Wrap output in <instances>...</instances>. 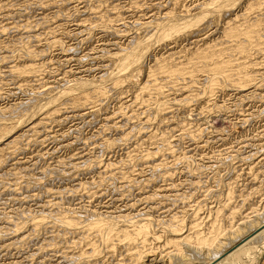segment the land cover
I'll return each mask as SVG.
<instances>
[{"label":"rangeland","instance_id":"374dc122","mask_svg":"<svg viewBox=\"0 0 264 264\" xmlns=\"http://www.w3.org/2000/svg\"><path fill=\"white\" fill-rule=\"evenodd\" d=\"M0 1L4 2L3 7H0V16H1L0 17V21H1L0 22V47L2 48V49L0 48V58H2V57L5 58L6 56L8 57L7 58L8 60L6 59L3 63L0 62V71H1L0 72V111H2L1 109H3V110L7 109L10 106L13 108V106L15 104V106H14L15 110L19 109V111H21V110L23 111V112L22 111L18 112V114L20 113L19 117L22 114L27 113L26 114L27 118L25 117L26 119L24 118L25 115L23 116V118L21 117V119H23V120L20 119V121H22L21 124H23L21 126H24V127H26V125H28V123L37 120L39 117L41 118L44 116L43 115V113H45L44 111L43 112L42 111L36 112L37 111L36 110V111H34V113H32L33 106L31 105L30 107H32V108H30L28 106V103H29V101H34L33 99L38 100V101L37 100L34 101V103H37V102L39 103V102L45 101L44 99H46V97H44V96H47V95H43V94L48 90L47 88H49V86L52 87L55 84L54 86L56 88H61L63 82H64V84L68 85L70 82H72V80H74V82H76V81L78 82V81H81L84 79L85 80L88 79L90 81L97 80L96 82H99L97 84H101L102 86L106 85L104 87H107V86L109 87L111 85V83L108 79H103L102 81H104V83L102 81H100L102 76L105 74H109V71H111V69H112V67L110 68V66H108L109 68L108 67L106 68V65L108 63L105 61L106 59L104 58L103 55H105L106 51H108L109 49L108 48L104 49L103 46L109 44V41L114 38L113 41L120 42L121 45L123 44L122 46L124 47V43H127L130 40V36L132 38V37L136 36V34L138 36V32H139V34H143L145 31H147V30L144 31V29H148L145 26H143V29L140 28L141 25L139 23H141V21L142 22L147 21L146 18L149 19L151 15H153V16L156 15L159 18H161L160 15L163 12V11H161L160 8H159L160 9L159 10L157 8V6H154V5L159 3L157 0H144L145 2L143 0H137L138 4H137V6H135L137 8H135L133 5L131 7V4L133 3L132 1H134V0H132V1H130V0H109V1H107L106 0L107 2L105 0H92L93 2L91 0H83V1L81 0L82 2L80 0L79 1L78 0H75V1L74 0H47V1L46 0H44V1H42V0H23V1L22 0H0ZM85 1H87L86 2L87 4L85 3ZM103 1H105V2H103ZM160 1H162L163 5L169 3L168 2L169 0H160ZM202 1L206 2L207 0H186V1L183 0L181 7H179L177 10V11H179L178 14L182 15V14H180L182 10L183 11L189 10V9L192 10L193 6H196L198 3H199L198 5H200L201 3H203ZM11 2H12V4H11ZM125 2H126V4H125ZM41 3L43 6L41 5ZM97 4H99V5H97ZM88 5H90V6L88 7ZM96 6H97V9L99 7V9H98L99 11L98 10L96 11L97 15H96L95 11H93V14L95 13V16H97V17H95L92 14V9L95 10ZM112 6H116L117 12L119 13V18L116 21L112 19V11L114 12V10L111 9ZM168 6H170V5L168 4ZM76 7L79 9H77ZM91 7H93V8H91ZM182 7L185 9H183ZM82 8H86L85 9L86 11ZM90 8H91V12L89 10ZM236 9H237L236 11H239L240 8H236ZM78 10H81L82 12L81 11L79 12ZM183 11H182V13H183ZM76 12H77V15H76ZM263 12H264V7L261 9L262 14H263ZM150 13H151V15H149ZM6 14H7V16H6ZM65 14H66V16H65ZM13 15H15L16 17ZM91 15H93V16H91ZM99 15L101 17H99ZM255 15H256V17H258L257 13H255V12H251V14L249 13L248 14L249 20L254 18ZM120 16H122V17H120ZM148 16H149V18H148ZM259 16H261V15H259ZM51 17H52V19H51ZM230 17L231 16H229L228 18H230ZM110 18L112 20L109 22L108 19L110 20ZM121 18H122V21H120ZM97 19H99L100 21ZM114 21L117 23H113ZM106 22H107V24L109 22V25L111 24L110 26H111V28L114 27V30L117 29L118 33L114 35L113 33L110 32L111 33L110 34L109 32L106 31V29H102L101 24L102 23L106 24ZM98 23H100V24H98ZM130 23H132V24H130ZM133 23H135V24L133 25ZM137 23H138V25H140V27L138 25H136ZM221 23H222V21H221ZM56 25H59V26L56 27ZM78 25L82 26V28L79 27ZM123 25H124V27H123ZM127 25L129 27H127ZM218 25L220 28L222 24H218ZM116 26H117V28H116ZM214 26L215 25H212V26H209L207 28L208 30H210L211 33H213L212 35L207 30H205L206 32H202L199 35L202 34L203 35L202 37H205L204 35L208 36L210 34L211 36H213L215 34L214 36H216L220 30H216L214 28ZM215 27H218V26L216 25ZM2 28H3V30H2ZM4 28H6L5 31H4ZM134 28H137V30ZM262 28L264 29V26H262ZM132 30H133V32H132ZM141 30L143 31L142 33H141ZM53 31H54V33H53ZM79 31H81V32H79ZM117 31L115 30V32H117ZM134 31H135V33H134ZM77 32H79L81 34H79ZM119 32H120V34H119ZM208 32H209V34H208ZM127 33H129V34H127ZM203 33H205V34H203ZM1 34H3V35H1ZM210 35H209V37H205V38L212 40L210 38ZM127 37L129 40L127 39ZM263 37H261L259 39L263 40L262 39ZM13 38H15V40ZM122 39H123V41H122ZM198 39H200V38H198ZM255 39L256 38H253V40H251L248 48L246 49L247 51L243 55L244 57L242 55L241 56L243 58H245L244 59V60H246L245 62L248 61V62L253 64V61H254L257 64V63H261L260 61H262L264 63V58H263L264 50L262 52V50L259 51V48H258L260 45L261 46L260 48L264 49V41L261 44V41H259V39H256L257 43L259 41L260 44L259 43L255 44V46L258 45V47L257 46L255 47V46H252V45H254ZM19 40H21V41L19 42ZM106 40L108 43L106 42ZM11 42H12V44H11ZM45 42H46V44H45ZM189 42H187V40L185 42L188 45H186V44L184 45L183 42H182L183 45L181 43H179L181 46L177 44L180 48L176 44H171L170 47L168 45V48L170 49L171 47L176 46L175 48L178 47L176 49V51H179V50L183 49L184 47L186 49L187 48H191V49L193 48L194 49L196 47L199 48L200 45L201 46L203 45L202 42H200L198 44V46L195 47L194 44H193L194 45L193 46ZM210 42H213V41H209L208 43H210ZM252 42H253V44H252ZM55 43H57V44L55 45ZM100 43L101 44L103 43L102 46ZM190 44H191V46H189ZM181 47H183V48H181ZM8 48H10V49L8 50ZM68 48H69V50H68ZM159 48L164 49V51L162 49L160 50ZM159 48L154 47L153 51H151L152 54L149 53V55L146 57V59L148 61H150V63L145 59L144 67L145 66L146 67L151 66V64H153L152 62H153V59L155 56L164 55L165 51H166L165 54L168 53V51H169V49H168V51L166 50L167 46H163V47H159ZM255 48H258V50H256ZM29 49L34 51V52L35 51L39 52L40 50L41 51L45 50V52L42 56L39 57L40 59L38 57L34 58L33 62H35V63H33V64H35L36 68L35 67L34 68L37 69V72L32 73V75L28 74L27 78L28 77L29 78L22 81V79L21 80L18 79V76L14 75L12 72H11V74H9L10 69L7 71L6 67L8 69L11 67H18L20 65L24 66L25 64H27L28 61H30L32 59L31 56L29 57V55H28L31 52V51L29 52ZM22 50H23V52H22ZM72 50H73V52H70ZM156 51H158V52H156ZM173 51H175V50H173ZM257 51H258V53H257ZM27 52H29V53H27ZM153 52L154 53L156 52V53L153 55ZM189 53L190 52L180 53L182 56L179 54L180 57L178 56V58H175V59L173 58L172 63L175 62L174 64H177L178 62L179 63L185 62L184 64H187L186 57L188 56ZM247 53H249V54H247ZM158 54H160V55H158ZM235 56L236 55L233 54L231 57H229L231 60H233V63L236 62V61L234 62V59L238 58V56H236V58H235ZM149 57H150V59H149ZM152 57H153V59H152ZM243 58H241V60H243ZM181 59H182V61H181ZM66 60H67V62H66ZM177 60H179V61H177ZM250 60H252V61H250ZM9 66H11V67H9ZM230 66H232V65H230ZM47 69H48V71H47ZM232 69H234L233 66H232ZM65 71H71V72L73 71L72 72L73 78H75L76 81H75V79L69 78L68 76H66V77H68V78H66L65 77L66 74H64ZM74 71H75V73H74ZM187 71H188V69H187ZM248 71H249V69H248ZM232 72H234V70H232ZM77 73H78V75H77ZM263 73L261 74V76L258 75L260 78H258V76H257V78H258L257 80H259V81L264 80V78H262L264 76ZM34 74L36 75V77ZM203 75H204V73H201V72L198 73L197 72V74H196L197 78L196 77L195 78L197 80L203 81V79H204ZM13 76H15V77H13ZM186 76H188V75H186ZM21 77L22 76H20V78ZM52 77L57 82H59L60 79L61 80L63 79L62 80L63 82L61 81L58 83L59 85L61 83L62 84L60 86L57 85L56 84L57 82H55L52 79ZM98 78H100L99 81H98ZM67 79H68V81H67ZM107 80L109 83L107 82ZM188 80H187V83H188ZM34 83H36V84H34ZM106 83H108V84H106ZM64 84H63V87L66 86V85L64 86ZM70 84H73V83H70ZM174 84H176V83H174ZM186 84H183L184 87H188V86H186ZM44 86L47 87L46 90H44L45 89ZM17 87L21 88V90ZM41 88L43 89L42 94H41ZM17 89H19V90H17ZM261 89H258L259 91L256 90L252 94V96L242 98L243 100L241 98H239V95L237 94V92L232 88L231 89L225 88L222 91L217 89V91H214V93H212L210 95L211 97L207 96V98L209 97L208 99L206 98L205 100L204 99L200 100V102L199 101L198 102L191 101L190 99H187L186 102L184 101L185 103H183L184 104L183 106H180L179 102L177 103V105L175 103L173 104L174 101L176 102L178 100L176 98V97H178V94H176L175 92H173L174 93L173 94L172 92H166L165 91L163 94L164 97L163 96L160 97L162 99V101L160 99V102L165 101L166 106H167V103L169 102L168 106L169 105L170 106L169 107L167 106L168 110H169V111L167 110L168 111L167 119H165L166 117L164 118V116H163L162 117L163 119L160 118L161 121L158 120L157 122L154 123V125H151L150 127H143L144 129L142 128L143 125H142L140 120L142 118H144V116L148 115L149 112H146L145 110L148 111L150 109H152V110L157 109V103L152 101V102H150V104L144 103V105H143V102H142V104H140L141 102L138 101V102H136L135 106L133 105V107L131 108V107H128L129 103H131V101L133 100V96L131 93H128V94L126 93L127 95L123 94L124 98L121 97L122 99L120 100L121 101L120 102L117 100L118 96L117 97L113 96L114 93L110 92V96H112V97H109V99L107 98V100L104 101L105 103L106 102L107 103L105 104L104 102H102V105L100 104L99 106H96L97 109L99 110L100 114L98 113L94 117L90 116L91 117V118L89 117L90 119L89 118H84V119L81 118L80 119V118H71L70 117V119L68 118L67 121L65 120V122H61V124H59V123L55 124V122H52V123L48 124L47 126H45L44 128H42V130L40 128V130H39L40 134L36 135L35 139H32L34 142L31 141L32 135L29 134L28 137H26V138H28L30 141L28 140V141H26V143H24L25 140H23L22 145H24V146L21 145L22 147L19 148L18 150H16L15 154L13 152L12 155H9V156L7 155L8 157L6 156L5 160L6 161L8 160V162H6L4 160L6 163L4 162L3 166L0 167V173H1L0 175H2V173L4 171H6L5 169H7V171L4 172L5 174H3L2 177H0V202H1L0 206H2V207H0V212H1L0 213V222H1L0 228H1V230L3 227L4 228L6 227L4 230L8 229L6 231L7 234H5V233H4L5 235H1L3 233L0 234V249H1L0 250V264H16V263L17 264L18 263L19 264H25V263L26 264H79V260L76 258H75L76 259L75 260L73 257H76V255H77L76 252L77 253L80 252V251H78L79 248H76V243L79 240L78 238L81 237L80 233L77 234V232L76 233L65 232V236H63L64 240L62 239V236L57 238L56 233H58V232L62 233L61 232L62 228H61V226H60V228H59V226L57 227V225L54 224L55 222L53 223L55 226L51 222H49V220H51L52 218L53 219L55 218V215L57 216V214H59V213L63 214L66 211L67 212L65 214H67L69 212L68 215L72 213L73 216H78L80 219H87L88 218L87 220H89L90 218L94 219L93 217H96V216H105L108 214L109 215L115 214L114 216H116V215L117 216H120V215L124 216L123 215L124 213H126L127 215L129 214V217H132V218L133 217L137 218L138 216H139V218L140 217L142 218V214H143L144 218H147V215H148V218H149V216L150 217L153 216V217H151L152 219L150 218L153 221L152 223H153L154 230L156 229V231L153 230V233L154 232L156 233L155 237L158 236V238H159V239L156 238L157 239L156 241H159V242H156L154 240L155 238L150 239L148 241V244L146 243L144 245V247L146 245L149 246L150 249L147 246L145 247V249H143V247L140 248L141 251H142V249H143V251L145 250L146 252L147 251L149 252V250H150V253L151 254L154 253V255H155V256L153 255L154 256L153 258L157 259L159 257V260L161 261L160 262L157 259L158 260L157 263L152 262L150 264H161V263L162 264H171V263L172 264H180L179 262H177L176 259L171 260L172 258L176 257L175 254H177L176 253L177 248L174 247L173 245H169V244H167V246H165L166 245L165 244V242H166L165 238L167 239V237H165V235H167V234H164V232L161 231V230H163L162 229L163 226L165 227V225H167L166 222L171 220L170 217H173L174 215H178L177 217H180L183 220L182 226L184 225V223H185V225L187 224L185 228L184 227L182 228V230L184 229L183 232L181 230L182 233H185L186 230L192 226V223H194L195 220L197 221V222L195 221L196 222L195 224L198 223L197 224L198 226L193 230H199L202 233H204L206 228H207L206 226H208V222H210L211 219L214 218L215 213H216L215 211L216 210L219 211V208L221 206H223V204L226 202L228 196H232L231 200H233L232 201V203H234L233 205L236 206V208L241 209V210L236 209V208L234 209V210L240 212L239 215L241 214V216H239V217H242L244 219L248 218V221H252L253 219L255 220L257 217L264 215V201H263L264 200V197H263L264 196V151H263L264 150V98H263L264 87ZM32 90H33V92H32ZM252 90H254V89H252ZM257 91H258V93H257ZM10 92H12L13 94ZM31 93H33V94H31ZM111 93H113V94L111 95ZM35 95H37V96H35ZM167 95H168V97H167ZM31 97H33V98L31 99ZM38 97H41V98L43 97V98L41 99ZM113 97H114V99L116 98L115 101H114ZM125 99H127V100L125 101ZM129 100H130V102H129ZM166 100H168V101H166ZM122 101H124V104L122 103ZM18 102L20 104L19 106L17 104ZM125 102H126V106L128 108H130V110L126 106H124ZM127 102H129V103H127ZM170 103H172V104H170ZM186 103H189V104H186ZM121 104H123V105H121ZM120 105L123 107H119ZM178 105H179V108H178ZM216 105H217V107H216ZM17 106H18V108H16ZM20 106H21V108H20ZM220 106H222V107H220ZM65 107L70 108L68 106H65ZM98 107H100V109L101 108L102 109L100 110ZM117 107L119 110L121 109V111H122L121 113H123V114L120 113L122 115V119H121V115L119 114V115L115 116L116 118L113 117L112 119H109L107 121V124L104 123L105 122L103 120L104 117L106 118L107 116L114 114L115 111H116V113L119 111L117 109ZM124 107H126V109ZM28 108H30V109H28ZM62 108H64V107H62ZM132 109L134 112V116H133V113L131 112ZM29 110L30 111L32 110L31 116L36 115V113H40V114L39 115L37 114L36 115L37 117L34 116V118L32 120H29V118L30 119L32 118L30 116ZM102 110H103V112H101ZM139 110H140V112H139ZM215 110H217V111H215ZM105 111H106V113H105ZM41 112H42V114H41ZM71 112H72V110H69V111L66 110L63 115H67V116L70 115L71 116V114H69ZM143 112H145L146 114H144V115L141 114ZM28 114H29V116H27ZM135 114L137 116L138 115L139 116L135 117ZM3 115L5 116V117L3 116L4 118H8V116H10L9 117V119H10L12 117V114L9 115V113H5ZM14 115H15V117H14ZM124 115H125V117L127 115L128 118L131 115V117L133 116V119L131 117L129 119L125 118V117L123 118ZM196 115H197V117H196ZM1 116L2 115H0V118H1ZM118 116H119V118H117ZM35 117H36V119H35ZM13 118H18V117L16 116V114H13L12 119ZM239 118H241V119H239ZM27 119H28V121H27ZM124 119L128 120V123H127V121H124ZM206 119H207V121H206ZM5 120H7V119H5ZM25 121H27L28 123L26 124ZM83 122H86V123H83ZM24 124H26V125H24ZM111 124L113 127L115 125H117V126L119 125L120 128L119 127L116 128V126H115V128L112 129ZM196 124H198V125L196 126ZM109 125L111 127H109ZM102 126L103 127L106 126L107 128L106 127L103 128ZM24 127H22V128H24ZM135 128L137 130L139 129L140 131L138 130L139 131L138 132ZM119 130H121V131H119ZM129 131L131 132V135H130ZM165 131H166V133H165ZM76 132H77V134H76ZM122 133H123V135H122ZM137 133H140V134H137ZM132 134H134V137ZM151 134L153 136H151ZM120 135H121V138H120ZM154 135H155V137H154ZM30 136H31V138H30ZM44 136H45V138H44ZM125 137H127V138L125 139ZM147 137H150V138H147ZM204 137H206V138H204ZM122 138H124L125 141H123ZM129 138H131V139H129ZM149 139H150V141H149ZM172 139H175V140H172ZM35 140L38 142H36ZM112 140H115V141H112ZM117 140H119V141H117ZM242 140H243V142H242ZM111 141L115 142L116 145H115V143H112ZM27 142H29V143L27 144ZM110 142H111V144H110ZM164 142H165V144H164ZM202 143H203V145H202ZM27 145H28V147H27ZM64 145H65V147H64ZM99 145H100V147H99ZM144 145H146V146H144ZM66 146H68V147H66ZM107 146H109V148ZM19 150H20V152H19ZM132 151H133V154L131 153ZM145 151H147V153L149 152L150 155H153L152 152H154V155L152 156V158H148L147 160L144 159L143 156L146 154ZM195 152H196V154H195ZM156 153H157V155H156ZM178 154H179V156H178ZM253 154H254V157H253ZM171 155H172V157H171ZM154 156H155V158L153 159ZM212 156H213V158H212ZM216 156L217 157L219 156V157L217 158ZM141 158H142V160H141ZM23 159L25 162L23 161ZM97 160H98V162H96ZM86 161H88V163ZM93 161H95L96 163ZM11 163H12V166H11ZM17 163H19V165H15ZM85 163H87V164H85ZM21 164L22 165L25 164L26 165L25 167H27L28 170H27V168H22ZM113 164H114V166H113ZM85 165H87V166L89 165V168H85V167H87ZM90 165H91V167H90ZM20 166H21V168H20ZM2 167H4V168H2ZM10 169L12 172L15 171L16 175H15V173H12L10 171ZM23 169H26V170L23 171ZM61 172H64V174ZM134 172H136V173H134ZM10 173H12V176ZM70 173H72V174H70ZM13 174L15 175L14 176L15 178L13 177ZM26 174H28V175H26ZM167 174L169 176H166ZM18 177H20V178H18ZM113 177H115V178H113ZM101 179H103V180H101ZM147 179L148 180L151 179V183L150 182L147 183L148 185L146 186L145 181H147ZM19 180H20V182H19ZM28 181H29V183H28ZM133 182H134V184H133ZM32 183H33V185H32ZM135 183L137 185L138 184L139 185L136 186ZM79 184H83L84 187L83 186L81 188L78 187ZM221 185H222V187H221ZM77 187L80 188V189H78V191L77 190L76 191H69V188H70V190L71 189L75 190ZM86 187H87V189H86ZM83 188H85L86 190ZM252 188H254V189H252ZM13 189H15V190H13ZM115 189H116V191H115ZM160 189L163 190V192ZM173 190L178 191V192L177 191L175 192V194L179 193L177 195L178 197H175L176 195H174ZM18 191H20V192H18ZM253 191H255V192H253ZM67 192L70 194H68ZM190 192H192V193H190ZM97 193L98 194L101 193V194L98 195ZM231 193H233V194H231ZM162 194H163V196L165 195V197H163ZM243 194L247 197L245 198V196ZM172 195H174V196H172ZM180 195H182L184 197L183 198H182V196L179 197ZM93 196H94V198H93ZM145 197H147V199ZM241 198H243V199H241ZM244 198H245V200H244ZM151 199H153V200H151ZM154 199H155V201H154ZM162 199L164 202L162 201ZM242 200L245 201L244 204H243ZM136 201H137V203H136ZM173 201H175V202H173ZM180 202H181V204H180ZM81 203H82V205H81ZM127 203H128L129 208L127 206ZM190 203H192V204H190ZM239 204H241L240 205L241 207L240 206L237 207V205H239ZM125 205H126L127 210H125L126 209ZM131 206H133V207H131ZM148 206L151 208H149ZM169 210H170V212H169ZM229 211H230L229 208H227L226 210H223L222 213L224 212L223 215L226 216ZM24 212L26 215L24 214ZM138 212H140V213L137 214ZM164 212H165V214H164ZM117 213L118 214L120 213V214L118 215ZM145 213L147 215H145ZM254 213H256V214H254ZM41 214H42V216H41ZM195 214H196V216H198L199 219L198 218L195 219V217H194ZM244 214H246V215H244ZM38 215L41 217H49V218H46L47 223H44L43 226H41L39 228V230L37 231L38 234H36L37 232L35 233L32 230V226H31L32 224H30V222H28V221L31 217L40 218V217H38ZM192 215H193V218H192ZM162 216H164V217H162ZM207 216L209 219L207 218ZM239 217L236 218L235 220H233L232 221L233 223L230 222L231 224L230 223L227 224L226 222H224V224H222L223 225L222 230H223V236L224 237L219 236L218 238H221V239H219L220 241L222 240L224 242L225 237L228 236L230 233H233L238 228H240V227L242 229L244 228V227H242L244 220L242 219V221L239 223L238 222L240 219ZM180 218H178V219H180ZM193 219H194V221H192ZM203 220H204V222H202ZM16 221L18 224L24 222L23 226L21 225L23 227V229H22L23 232L22 231L16 232V231L11 230V228L13 229V226L15 225ZM161 221L163 222L162 227H161V225L160 226L158 225L161 223ZM10 223H11V225H10ZM157 227L160 228L161 230H159ZM197 228H199V229H197ZM227 229H229V231ZM10 230H11V232H10ZM43 231H44V233H43ZM27 233H28V235H27ZM22 234H23V236H22ZM25 235H26V237H25ZM53 235H55V236H53ZM92 236L89 235L90 238H93ZM19 238L22 240H20ZM6 239H8V240H6ZM17 239H19V242L17 241ZM15 240L17 243H12V242H15ZM93 240H95V239H93ZM13 244H15V245H13ZM18 244H20L21 246L20 245L18 246ZM8 245H10V246L8 247ZM44 245H46V246H44ZM183 246H184V244H181V249L182 248L183 249H182L180 255H182V256L183 255H189L190 249H186V247H183ZM26 247H27V250H26ZM83 248H82L83 250H87L88 246L84 245ZM151 248L154 250L151 251L152 250ZM161 248H163V249H161ZM170 249H171V251L173 250L172 253H171ZM202 249H204V248H202ZM120 250L121 251L119 252V250H118V252H116L117 254H114V256L112 254H106V252H104L102 254L104 257L101 255L102 258L100 257V259H99L100 261L98 263L99 264H129L130 263V262H128L129 258H126L127 253H125L124 249H120ZM204 250H206V248ZM259 250L260 251H259V255H258L259 256V263L258 264H264V243L260 245ZM164 251H166V252H164ZM155 252L157 254H155ZM173 252H175V253H173ZM124 253H125V255H124ZM168 254H170V255H168ZM107 255L108 256L111 255V256L108 257ZM71 256H72V258H71ZM160 257H161V259H160ZM73 259H74V261H73ZM196 259H198V258H196ZM168 262H171V263H168ZM82 263H80V264H82ZM83 264H85V263H83Z\"/></svg>","mask_w":264,"mask_h":264},{"label":"bare ground","instance_id":"6f19581e","mask_svg":"<svg viewBox=\"0 0 264 264\" xmlns=\"http://www.w3.org/2000/svg\"><path fill=\"white\" fill-rule=\"evenodd\" d=\"M23 1V0H22ZM44 1V0H42ZM47 1V0H46ZM75 1V0H74ZM79 1V0H78ZM81 1V0H80ZM83 1V0H82ZM81 1V2H82ZM92 1V0H91ZM106 1V0H105ZM103 1V2H105ZM109 1V0H107ZM106 1V2H107ZM132 1V0H130ZM144 1V0H143ZM159 3L154 5L157 6V8L161 9V11H163L161 13V18H159L158 16H153L151 15V13L148 16L149 19L146 18L147 21H141V23H139L141 25H138V23L136 25H138L140 28L143 29V26L147 27L148 29H144L147 30L145 31L143 34H139L138 32V36L136 34V36L132 37L130 36V40L127 43H124V47L121 45L120 42L118 41H113L110 40L109 44H107V40H106V44L104 45L103 48H108L109 50L106 51L104 58L106 59L105 61L109 64L106 65V68L108 66H110V68L112 67L111 71H109V74H105L102 75V78H98V81L100 79V81H102L103 79H108L111 83V85L108 87H104L101 84H97L99 82L95 81H90V80H81V81H76L75 78H73V74L71 71H65L64 74L65 77L68 76L69 78H73L75 79L76 82H74V80H72L73 84H64V82L60 79L59 82H63L62 87L61 88H56L54 85L51 87L49 86V88H47L46 86L44 90H46V88L48 89L43 95H47L44 96L46 97V99H44L45 101L42 102H37L34 103V101H36L35 99H33L34 101H29L28 106L30 107L31 105L33 106V111L32 113H34V111L38 112V111H44L45 113H43V117H39L37 120L32 121L30 123H28V119L26 122V124L28 123V125H26V127L21 126L23 124H21L22 121H20L21 117L24 118L26 117V114H22L19 117L18 112L19 109L15 110L14 106L13 108L9 107L7 109H1L2 111H0V167L3 166V163L6 161L5 157L8 155H12L13 152L15 154V151L18 150L19 148H21L23 143V140H25L24 143H26V141H28L29 139L26 138L28 137V135H32L31 141H33L32 139L36 138V135L40 134V128L42 130V128H44L45 126H47L48 124L55 122L61 124V122H65V120L67 121V119L70 117L71 118H89L90 116L94 117L95 115H97L98 113L100 114L99 110L97 109L96 106H99L100 104L102 105V102L106 101L107 98L109 99L110 96V92L111 95L113 94V96H118L117 100L120 101L124 95H127L128 93H131L133 96V100L129 103L128 107H133V105L135 106L136 102L140 101L143 105L144 103H149L154 101L157 103V109H150V110H145L146 112H149L147 116H144V118H142L140 121L142 123V128L143 127H150L151 125H154L155 122H157L158 120L161 121L160 118H162L164 116L165 119H167L168 117V103L166 106L165 101L160 102V97L163 96L164 92H175L176 94H178V97H176L178 100L175 102H173V104L175 103L177 105V103L179 102L180 106H183L186 102L187 99H190L191 101H196V102H200V100H205L207 98V96H210L212 93H214V91H217V89L219 90H224L225 88H229V89H234L237 94L239 95V98H246L248 96H252V94L258 90L263 88L264 86V80H257L258 78H260L258 75L261 76V74L264 72V63L262 61H260L261 63H255L253 61V64L250 62H245L246 60H244L245 58H243L245 52L247 51L246 49L248 48L251 40H253V38L259 39L261 37L264 36V29L262 28V26H264V12L263 14L261 13V9L264 7V0H207L206 2L201 3L200 5H196L193 6L192 10H185L181 11L179 15L177 11L179 7H181V4L183 2V0H169L168 4L170 6H168V4L163 5L162 1L157 0ZM186 1V0H185ZM21 2V1H20ZM62 2V1H61ZM64 2V1H63ZM68 2V1H67ZM87 1H85L86 3ZM93 2V1H92ZM133 3L131 4L135 7L138 4L137 0L132 1ZM145 2V1H144ZM143 2V3H144ZM164 2V1H163ZM167 2V1H166ZM165 2V3H166ZM18 3V2H17ZM90 3V2H89ZM88 3V4H89ZM114 3V2H113ZM131 3V2H130ZM152 3V2H151ZM155 3V2H154ZM196 3V2H195ZM12 4V2H11ZM62 4V3H61ZM82 4V3H81ZM80 4V5H81ZM87 4V3H86ZM105 4V3H104ZM126 4V2H125ZM153 4V3H152ZM4 2L0 1V7H3ZM36 5V4H35ZM42 5V3H41ZM47 5V4H46ZM45 5V6H46ZM70 5V4H69ZM93 5V4H92ZM91 5V6H92ZM99 5V4H97ZM111 5V4H110ZM130 5V4H129ZM184 5V4H183ZM6 6V5H5ZM25 6V5H24ZM30 6V5H29ZM33 6V5H32ZM43 6V5H42ZM58 6V5H57ZM87 6V5H86ZM85 6V7H86ZM90 5H88L89 7ZM94 6V5H93ZM12 7V6H11ZM14 7V6H13ZM18 7V6H17ZM26 7V6H25ZM36 7V6H35ZM51 7V6H50ZM81 7V6H80ZM111 7V6H110ZM130 7V8H131ZM143 7V6H142ZM152 7V6H151ZM170 7V8H169ZM16 8V7H15ZM77 8V7H76ZM93 8V7H91ZM91 8L89 9L91 12ZM128 8V7H127ZM137 8V7H135ZM156 8V9H157ZM183 8V7H182ZM236 8H240L239 11H236ZM21 9V8H20ZM31 9V8H30ZM37 9V8H36ZM62 9V8H61ZM79 9V8H77ZM82 9H86V8H82ZM81 9V10H82ZM99 9V7H98ZM97 6L95 8V10L92 9V14L93 11H95L96 15H97ZM110 9V8H109ZM114 10V12L112 11V19L113 20H117L119 18V13L117 12L116 6H112V8ZM122 9V8H121ZM132 9V8H131ZM139 9V8H138ZM159 9V10H160ZM185 9V8H183ZM187 9V8H186ZM260 9V10H259ZM18 10V9H17ZM81 10H78L79 12ZM88 10V11H89ZM130 10V9H129ZM149 10V9H148ZM24 11V10H23ZM45 11V10H44ZM53 11V10H52ZM59 11V10H58ZM86 11V10H85ZM99 11V10H98ZM109 11V10H108ZM120 11V10H119ZM123 11V10H122ZM144 11V10H143ZM152 11V10H151ZM2 12V11H1ZM19 12V11H18ZM82 12V11H81ZM121 12V11H120ZM251 12H255L257 13L254 16V18H252L251 20H249V16L248 14ZM260 12V13H259ZM49 13V12H48ZM58 13V12H57ZM95 13L93 14L95 16ZM146 13V12H145ZM5 14V13H4ZM17 14V13H16ZM75 14V13H74ZM87 14V13H86ZM130 14V13H129ZM148 14V13H147ZM20 15V14H19ZM72 15V14H71ZM77 15V12H76ZM91 15V16H93ZM122 15V14H121ZM135 15V14H134ZM261 15V16H259ZM7 16V14H6ZM10 16V15H9ZM15 16V15H13ZM66 16V14H65ZM74 16V15H73ZM229 16H231L230 18H228ZM1 17V16H0ZM16 17V16H15ZM40 17V16H39ZM97 17V16H95ZM99 17H101L99 15ZM122 17V16H120ZM132 17V16H131ZM143 17V16H142ZM158 17V18H157ZM37 18V17H36ZM84 18V17H83ZM109 18V17H108ZM128 18V17H127ZM138 18V17H137ZM12 19V18H11ZM32 19V18H31ZM52 19V17H51ZM69 19V18H68ZM90 19V18H89ZM100 19V18H99ZM97 19V20H99ZM110 18V20L108 19V21L110 22L112 20ZM132 19V18H131ZM140 19V18H139ZM8 20V19H7ZM27 20V19H26ZM30 20V19H29ZM28 20V21H29ZM94 20V19H93ZM105 20V19H104ZM33 21V20H32ZM35 21V20H34ZM45 21V20H44ZM81 21V20H80ZM89 21V20H88ZM100 21V20H99ZM102 21V20H101ZM113 22V23H117V22ZM122 21V18L121 20ZM222 21V23H221ZM1 22V21H0ZM61 22V21H60ZM96 22V21H95ZM109 22L107 24L102 23V29H106L107 32H111L114 35L118 33L117 29H115L117 32H115L114 27L111 28V24L109 25ZM119 22V21H118ZM128 22V21H127ZM133 22V21H132ZM136 22V21H135ZM17 23V22H16ZM39 23V22H38ZM42 23V22H41ZM45 23V22H44ZM80 23V22H79ZM125 23V22H124ZM32 24V23H31ZM60 24V23H59ZM72 24V23H71ZM82 24V23H81ZM97 24V23H96ZM100 24V23H98ZM132 24V23H130ZM135 23H133L134 25ZM218 24H222L221 27L219 28ZM20 25V24H19ZM29 25V24H28ZM33 25V24H32ZM31 25V26H32ZM41 25V24H40ZM43 25V24H42ZM48 25V24H47ZM80 25V24H79ZM78 25V26H79ZM115 25V24H114ZM125 25V24H124ZM123 25V27H124ZM212 25H217L218 27L214 28L216 30H220L216 36H211L213 33L210 32V30H208L207 28L209 26ZM10 26V25H9ZM12 26V25H11ZM21 26V25H20ZM59 25H56V27H58ZM75 26V25H74ZM97 26V25H96ZM95 26V27H96ZM5 27V26H4ZM38 27V26H37ZM43 27V26H42ZM46 27V26H45ZM49 27V26H48ZM82 28V26H79ZM89 27V26H88ZM120 27V26H119ZM127 27H129L127 25ZM144 27V28H145ZM117 28V26H116ZM132 28V27H131ZM139 28V29H140ZM211 28V27H210ZM209 28V29H210ZM219 28V29H218ZM6 28H4L5 31ZM12 29V28H11ZM41 29V28H40ZM77 29V28H76ZM129 29V28H128ZM137 30V28H134ZM133 29V30H134ZM3 30V28H2ZM18 30V29H17ZM20 30V29H19ZM132 30V32H133ZM205 30L209 31L208 34L210 35V39H207L205 37H209L204 35L205 37H202L203 35H199L202 32H206ZM215 30V31H216ZM35 31V30H34ZM105 31V30H104ZM212 31V30H211ZM42 32V31H41ZM81 32V31H79ZM77 32V33H79ZM89 32V31H88ZM91 32V31H90ZM127 32V31H126ZM143 31L141 30V33ZM214 32V31H213ZM54 33V31H53ZM110 33V34H111ZM124 33V32H123ZM135 33V31H134ZM19 34V33H18ZM43 34V33H42ZM81 34V33H79ZM109 34V35H110ZM120 34V32H119ZM118 34V35H119ZM122 34V33H121ZM125 34V33H124ZM129 34V33H127ZM131 34V33H130ZM205 34V33H203ZM3 35V34H1ZM13 35V34H12ZM28 35V34H27ZM34 35V34H33ZM135 35V34H134ZM45 36V35H44ZM81 36V35H80ZM89 36V35H88ZM104 36V35H103ZM41 37V36H40ZM39 37V38H40ZM38 38V39H39ZM105 38V37H104ZM111 38V37H110ZM200 38V39H198ZM202 38V39H201ZM15 40V38H13ZM33 39V38H32ZM37 39V38H36ZM46 39V38H45ZM80 39V38H79ZM101 39V38H100ZM120 39V38H119ZM255 39L254 45L252 42V46H255V44H260L259 41L262 42L264 41V37L262 38L263 40L258 41ZM51 40V39H50ZM49 40V41H50ZM64 40V39H63ZM92 40V39H91ZM118 40V39H117ZM189 42L192 45L194 44L195 47L198 46V44L200 42H202V46L200 45L199 48H183L179 51H176V49L179 47L178 45H180L179 43H181L183 45L186 44L185 42ZM21 40H19L20 42ZM48 41V42H49ZM57 41V40H56ZM81 41V40H80ZM89 41V40H88ZM123 41V39H122ZM185 41V42H184ZM209 41H213L208 43ZM23 42V41H22ZM34 42V41H33ZM32 42V43H33ZM54 42V41H53ZM64 42V41H63ZM62 42V43H63ZM85 42V41H84ZM87 42V41H86ZM103 42V41H102ZM183 42V43H182ZM15 43V42H14ZM31 43V42H30ZM40 43V42H39ZM51 43V42H50ZM96 43V42H95ZM4 44V43H3ZM12 44V42H11ZM24 44V43H23ZM26 44V43H25ZM46 44V42H45ZM48 44V43H47ZM52 44V43H51ZM54 44V43H53ZM57 43H55L56 45ZM59 44V43H58ZM97 44V43H96ZM101 44V43H100ZM99 44V45H100ZM103 44V43H102ZM101 44V46H102ZM171 44H178L177 48H175L176 46L171 47L170 49L168 48V45L170 47ZM191 44L189 46H191ZM9 45V44H8ZM76 45V44H75ZM188 45V44H186ZM193 45V46H194ZM49 46V45H48ZM60 46V45H59ZM163 46H167L166 50L168 51V53L164 55H160V56H155L153 59V64H151V66L148 67H144V61L146 59V57L149 55V53H151V51H153L154 47H163ZM181 46V45H180ZM251 46V47H252ZM258 47V45H256ZM255 46V47H256ZM24 47V46H23ZM27 47V46H26ZM36 47V46H35ZM44 47V46H43ZM87 47V46H86ZM187 47V46H186ZM261 46L259 45V51L263 50L262 48H260ZM1 48V47H0ZM5 48V47H4ZM15 48V47H14ZM101 48V47H100ZM180 48V47H179ZM254 48V47H253ZM258 48H255L256 50H258ZM2 49V48H1ZM10 48H8L9 50ZM17 49V48H16ZM77 49V48H76ZM75 49V50H76ZM99 49V48H98ZM160 49V48H159ZM162 49V48H161ZM160 49V50H161ZM252 49V48H251ZM14 50V49H13ZM12 50V51H13ZM60 50V49H59ZM69 50V48H68ZM67 50V51H68ZM97 50V49H96ZM164 51V49H162ZM175 50V51H173ZM250 50V49H249ZM31 51V52H30ZM99 51V50H98ZM105 51V50H104ZM23 52V50H22ZM30 52V53H29ZM29 57L31 56V60L28 61L27 64L20 65L18 67H11L8 68L6 67V70L8 71L10 69V73L11 72L14 75L18 76V79H22L26 80L27 75L32 73L37 72V69H35V62L34 58L36 57H40L44 54L45 50H40L39 52L37 51H32L29 49ZM66 52V51H65ZM70 52H73L70 51ZM158 52V51H156ZM155 52V53H156ZM187 53L190 52L188 54V56L186 57L187 60V64L183 63H177L174 64L172 63L173 58H178L180 53ZM254 52V51H253ZM256 52V51H255ZM62 53V52H61ZM64 53V52H63ZM90 53V52H89ZM153 52V55L155 54ZM258 53V51H257ZM264 53V52H263ZM262 53V54H263ZM7 54V53H6ZM152 54V53H151ZM236 55L238 56L237 59L231 60L229 57H231L232 55ZM249 54V53H247ZM27 55V56H28ZM87 55V54H86ZM101 55V54H100ZM181 55V54H180ZM243 57H242V56ZM85 56V55H84ZM96 56V55H95ZM102 56V57H103ZM182 56V55H181ZM184 56V55H183ZM235 56V58H236ZM258 56V55H257ZM99 57V56H98ZM101 57V58H102ZM180 57V56H179ZM234 57V56H233ZM246 57V56H245ZM248 57V56H247ZM8 57L6 56L5 58H0V62H4ZM37 58V59H38ZM72 58V57H71ZM77 58V57H76ZM100 58V57H99ZM183 58V57H182ZM241 58H243V60H241ZM263 58H264V54H263ZM28 59V58H27ZM30 59V58H29ZM40 59V58H39ZM58 59V58H57ZM98 59V58H97ZM150 59V57H149ZM180 59V58H179ZM185 59V58H184ZM233 59V58H232ZM252 59V58H251ZM8 60V59H7ZM54 60V59H53ZM70 60V59H69ZM147 60V59H146ZM240 60V61H239ZM248 60V59H247ZM21 61V60H20ZM72 61V60H71ZM70 61V62H71ZM148 61V60H147ZM175 61V60H174ZM179 61V60H177ZM182 61V59H181ZM180 61V62H181ZM252 61V60H250ZM51 62V61H50ZM60 62V61H59ZM67 62V60H66ZM150 63V61H148ZM52 63V62H51ZM256 65H255V64ZM13 64V63H12ZM42 64V63H41ZM54 64V63H53ZM11 65V64H10ZM46 65V64H45ZM60 65V64H59ZM149 65V64H148ZM198 65V66H197ZM232 65L234 69H232ZM100 66V65H99ZM35 67V68H34ZM83 67V66H82ZM48 68V67H47ZM52 68V67H51ZM59 68V67H58ZM61 68V67H60ZM88 68V67H87ZM109 68V67H108ZM50 69V68H49ZM55 69V68H54ZM63 69V68H62ZM92 69V68H91ZM188 69V71H187ZM249 69V71H248ZM4 70V69H3ZM40 70V69H39ZM68 70V69H67ZM71 70V69H70ZM82 70V69H81ZM80 70V71H81ZM232 70H234V72H232ZM48 71V69H47ZM51 71V70H50ZM49 71V72H50ZM59 71V70H58ZM78 71V70H77ZM83 71V70H82ZM1 72V71H0ZM40 72V71H39ZM48 72V73H49ZM197 72H201L204 73V79L203 81L201 80H197L196 78V74ZM51 73V72H50ZM59 73V72H58ZM75 73V71H74ZM84 73V72H83ZM82 73V74H83ZM5 74V73H4ZM7 74V73H6ZM39 74V73H38ZM55 74V73H54ZM264 74V73H263ZM24 75V76H23ZM26 75V76H25ZM35 75V74H34ZM40 75V74H39ZM78 75V73H77ZM80 75V74H79ZM188 75V76H186ZM5 76V75H4ZM10 76V75H9ZM16 76V77H17ZM20 76H22L20 78ZM52 76V75H51ZM64 76V75H63ZM83 76V75H82ZM198 76V75H197ZM258 76V78H257ZM15 77V76H13ZM33 77V76H32ZM36 77V75H35ZM54 77V76H53ZM52 77V79H53ZM61 77V76H60ZM66 77V78H68ZM100 77V76H99ZM196 77V78H195ZM64 78V77H63ZM77 78V77H76ZM83 78V77H82ZM264 78V76L262 77ZM261 78V79H262ZM3 79V78H2ZM12 79V78H11ZM65 79V78H64ZM93 79V78H92ZM141 79V80H140ZM188 83H187V80ZM37 80V79H36ZM47 80V79H46ZM54 80V79H53ZM66 80V79H65ZM64 80V81H65ZM80 80V79H79ZM107 80V82H108ZM162 82H161V81ZM6 81V80H5ZM21 81V82H22ZM28 81V80H27ZM39 81V80H38ZM37 81V82H38ZM55 81V80H54ZM68 81V79H67ZM11 82V81H10ZM14 82V81H13ZM57 82V81H55ZM57 82L56 84L59 85ZM104 83V81H102ZM159 82V83H158ZM2 83V82H1ZM50 83V82H49ZM101 83V82H100ZM109 83V82H108ZM106 83V84H108ZM176 83V84H174ZM179 83V84H178ZM187 83V84H186ZM22 84V83H21ZM20 84V85H21ZM31 84V83H30ZM36 84V83H34ZM43 84V83H42ZM51 84V83H50ZM60 84V85H61ZM183 84H186V86L188 87H184ZM12 85V84H11ZM49 85V84H48ZM52 85V84H51ZM56 85V86H57ZM59 85V86H60ZM13 86V85H12ZM263 86V87H262ZM16 87V86H15ZM21 87V86H20ZM28 87V86H27ZM30 87V86H29ZM35 87V86H34ZM33 87V88H34ZM19 88V87H17ZM31 88V87H30ZM43 88V87H42ZM41 88V94H42V89ZM187 88V89H186ZM189 88V89H188ZM21 90V88H19ZM17 89V90H19ZM167 89V90H166ZM254 89V90H252ZM39 90V89H38ZM262 90V89H261ZM259 91V90H258ZM257 91V93H258ZM13 92V91H12ZM10 92V93H12ZM15 92V91H14ZM22 92V91H21ZM33 92V90H32ZM44 92V91H43ZM53 92V93H52ZM26 93V92H25ZM127 93V94H126ZM13 94V93H12ZM33 94V93H31ZM30 94V95H31ZM40 94V93H39ZM130 94V95H131ZM168 94V93H167ZM174 94V93H173ZM175 94V95H176ZM2 95V94H1ZM166 95V94H165ZM37 96V95H35ZM2 97V96H1ZM122 97V98H121ZM164 97V96H163ZM168 97V95H167ZM211 97V96H210ZM33 97H31L32 99ZM41 98V97H38ZM43 98V97H42ZM41 98V99H42ZM180 98V99H179ZM209 98V97H208ZM207 98V99H208ZM264 98V96H263ZM114 99V97H113ZM116 99V98H115ZM114 99V101H115ZM132 99V98H131ZM166 99V98H165ZM240 99V100H241ZM253 99V98H252ZM127 99H125L126 101ZM175 100V99H174ZM243 100V99H242ZM38 101V100H37ZM162 101V99H161ZM168 101V100H166ZM171 101V100H170ZM185 101V102H184ZM190 101V102H191ZM20 102V101H19ZM19 102L17 103L18 106L20 105ZM111 102V101H110ZM121 102V101H120ZM189 102V103H190ZM16 103V102H15ZM25 103V102H24ZM105 103V102H104ZM107 103V102H106ZM105 103V104H106ZM118 103V102H117ZM122 103L124 104V101H122ZM159 103V104H158ZM186 103V104H189ZM210 103V102H209ZM110 104V103H109ZM121 104V105H123ZM172 104V103H170ZM207 104V103H206ZM23 105V104H22ZM119 106V107H123V106ZM128 105V104H127ZM175 105V106H176ZM178 105V108H179ZM246 105V104H245ZM18 106L16 108H18ZM24 106V105H23ZM26 106V105H25ZM65 106H68L70 108H66ZM126 106V102L125 105ZM147 106V105H146ZM186 106V105H185ZM184 106V107H185ZM2 107V106H1ZM64 107V108H62ZM112 107V106H111ZM127 107V106H126ZM126 107H124L126 109ZM127 107V108H128ZM137 107V106H136ZM142 107V106H141ZM217 107V105H216ZM222 107V106H220ZM238 107V106H237ZM236 107V108H237ZM241 107V106H240ZM21 108V106H20ZM32 108V107H30ZM28 108V109H30ZM100 109V107H98ZM201 108V107H200ZM207 108V107H206ZM215 108V107H214ZM235 108V109H236ZM244 108V107H243ZM246 108V107H245ZM26 109V108H25ZM102 109V108H101ZM100 109V110H101ZM118 109V107H117ZM130 110V108H128ZM140 109V108H139ZM170 109V108H169ZM172 109V108H171ZM205 109V108H204ZM203 109V110H204ZM66 110H72L71 116H67V115H63L65 113ZM119 110V109H118ZM168 110V111H167ZM199 110V109H198ZM201 110V109H200ZM229 110V109H228ZM30 111V110H29ZM31 111H30V116H31ZM124 111V110H123ZM144 111V110H143ZM167 111V112H166ZM217 111V110H215ZM214 111V112H215ZM219 111V110H218ZM23 112V111H22ZM25 112V111H24ZM28 112V111H27ZM35 112V113H36ZM41 112V114H42ZM103 112V110L101 111ZM121 109L114 114H109L110 116H107L106 118L104 117V123L107 124V121L109 119H112L113 117H115L116 115H119L121 113ZM128 112V111H127ZM131 112L133 113L134 116V112L133 109L131 110ZM130 112V113H131ZM140 112V110H139ZM174 112V111H173ZM203 112V111H202ZM230 112V111H229ZM5 113H9V115L12 114H16V116L18 118H13L12 117L9 119L10 116H8V118H4L5 116L3 114ZM106 113V111H105ZM246 113V112H245ZM18 114V115H17ZM39 115L40 113H36V115ZM67 114V113H66ZM123 114V113H121ZM120 114V115H121ZM141 114H146L145 112L141 113ZM170 114V113H169ZM183 114V113H182ZM186 114V113H185ZM184 114V115H185ZM190 114V113H189ZM197 114V113H196ZM237 114V113H236ZM36 115H32L31 119L29 118V120H32L34 118V116ZM132 115V114H131ZM130 115V117H131ZM167 115V116H166ZM172 115V114H171ZM4 116V117H3ZM29 116V114L27 115ZM105 116V115H104ZM133 116L131 117L133 119ZM137 115L135 114V117ZM139 116V115H138ZM137 116V117H138ZM195 116V115H194ZM15 117V115H14ZM37 117V116H36ZM35 117V119H36ZM125 117V115L123 116V118ZM129 117V118H130ZM134 117V118H135ZM170 117V116H169ZM197 117V115H196ZM210 117V116H209ZM27 118V117H26ZM25 118V119H26ZM91 118V117H90ZM89 118V119H90ZM116 118V117H115ZM114 118V119H115ZM119 118V116L117 117ZM125 118H128L127 115ZM128 118V119H129ZM199 118V117H198ZM222 118V117H221ZM7 119V120H5ZM121 119H122V115H121ZM120 119V120H121ZM163 119V118H162ZM241 119V118H239ZM251 119V118H250ZM23 120V119H21ZM73 120V119H72ZM131 120V119H130ZM170 120V119H169ZM178 120V119H177ZM192 120V119H191ZM202 120V119H201ZM97 121V120H96ZM128 123V120H125ZM207 121V119H206ZM246 121V120H245ZM94 122V121H93ZM112 122V121H111ZM116 122V121H115ZM114 122V123H115ZM122 122V121H121ZM183 122V121H182ZM197 122V121H196ZM86 123V122H83ZM113 123V124H114ZM130 123V122H129ZM139 123V122H138ZM58 124V125H59ZM124 124V123H123ZM163 124V123H162ZM167 124V123H166ZM180 124V123H179ZM191 124V123H190ZM53 125V124H52ZM100 125V124H99ZM121 125V124H120ZM127 125V124H126ZM139 125V124H138ZM184 125V124H183ZM198 124H196L197 126ZM112 126V124H111ZM109 125V127H111ZM116 128L120 126L115 125ZM115 126L111 127L112 129L115 128ZM128 126V125H127ZM132 126V125H131ZM130 126V127H131ZM140 126V127H141ZM161 126V125H160ZM24 127V128H22ZM101 127V126H100ZM103 127V126H102ZM106 127V126H105ZM103 127V128H105ZM123 127V126H122ZM139 127V128H140ZM153 127V126H152ZM158 127V126H157ZM195 127V126H194ZM21 128V129H20ZM59 128V127H58ZM67 128V127H66ZM65 128V129H66ZM107 128V127H106ZM141 128V129H142ZM136 129V128H135ZM144 129V128H143ZM146 129V128H145ZM192 129V128H191ZM201 129V128H200ZM72 130V129H71ZM118 130V129H117ZM130 130V129H129ZM137 130V129H136ZM135 130V131H136ZM139 130V129H138ZM137 130V131H138ZM174 130V129H173ZM205 130V129H204ZM214 130V129H213ZM48 131V130H47ZM93 131V130H92ZM95 131V130H94ZM116 131V130H115ZM121 131V130H119ZM133 131V130H132ZM140 131V130H139ZM138 131V132H139ZM151 131V130H150ZM168 131V130H167ZM194 131V130H193ZM200 131V130H199ZM130 132V131H129ZM160 132V131H159ZM49 133V132H48ZM85 133V132H84ZM141 133V132H140ZM137 133V134H140ZM163 133V132H162ZM166 133V131H165ZM186 133V132H185ZM210 133V132H209ZM223 133V132H222ZM77 134V132H76ZM201 134V133H200ZM66 135V134H65ZM80 135V134H79ZM123 135V133H122ZM131 135V132H130ZM134 137V134H132ZM209 135V134H208ZM35 136V137H34ZM52 136V135H51ZM60 136V135H59ZM109 136V135H108ZM129 136V135H128ZM140 136V135H139ZM138 136V137H139ZM142 136V135H141ZM151 136H153L151 134ZM189 136V135H188ZM34 137V138H33ZM55 137V136H54ZM146 137V136H145ZM155 137V135H154ZM38 138V137H37ZM45 138V136H44ZM53 138V137H52ZM66 138V137H65ZM121 138V135H120ZM127 137H125L126 139ZM150 138V137H147ZM157 138V137H156ZM159 138V137H158ZM191 138V137H190ZM189 138V139H190ZM195 138V137H194ZM206 138V137H204ZM258 138V137H257ZM43 139V138H42ZM91 139V138H90ZM95 139V138H94ZM131 139V138H129ZM178 139V138H177ZM202 139V138H201ZM219 139V138H218ZM61 140V139H60ZM116 140V139H115ZM112 140V141H115ZM123 141L124 138H122ZM121 140V141H122ZM152 140V139H151ZM162 140V139H161ZM160 140V141H161ZM164 140V139H163ZM170 140V139H169ZM175 140V139H172ZM171 140V141H172ZM179 140V139H178ZM222 140V139H221ZM252 140V139H251ZM30 141V140H29ZM36 141V140H35ZM89 141V140H88ZM106 141V140H105ZM111 141V142H112ZM119 141V140H117ZM122 141V142H123ZM129 141V140H128ZM132 141V140H131ZM141 141V140H140ZM148 141V140H147ZM150 141V139H149ZM165 141V140H164ZM203 141V140H202ZM205 141V140H204ZM247 141V140H246ZM34 142V141H33ZM38 142V141H36ZM41 142V141H40ZM43 142V141H42ZM79 142V141H78ZM85 142V141H84ZM87 142V141H86ZM98 142V141H97ZM101 142V141H100ZM110 142V144H111ZM183 142V141H182ZM181 142V143H182ZM243 142V140H242ZM29 142H27L28 144ZM115 143V142H112ZM124 143V142H123ZM151 143V142H150ZM167 143V142H166ZM194 143V142H193ZM228 143V142H227ZM37 144V143H36ZM69 144V143H68ZM82 144V143H81ZM104 144V143H103ZM107 144V143H106ZM165 144V142H164ZM163 144V145H164ZM179 144V143H178ZM258 144V143H257ZM22 145V146H21ZM70 145V144H69ZM105 145V144H104ZM113 145V144H112ZM116 145V143H115ZM114 145V146H115ZM143 145V144H142ZM156 145V144H155ZM203 145V143H202ZM244 145V144H243ZM87 146V145H86ZM133 146V145H132ZM146 146V145H144ZM170 146V145H169ZM242 146V145H241ZM245 146V145H244ZM28 147V145H27ZM65 147V145H64ZM68 147V146H66ZM100 147V145H99ZM109 148V146H107ZM119 147V146H118ZM153 147V146H152ZM176 147V146H175ZM33 148V147H32ZM77 148V147H76ZM83 148V147H82ZM86 148V147H85ZM112 148V147H111ZM126 148V147H125ZM150 148V147H149ZM163 148V147H162ZM200 148V147H199ZM238 148V147H237ZM23 149V148H22ZM25 149V148H24ZM132 149V148H131ZM156 149V148H155ZM159 149V148H158ZM184 149V148H183ZM198 149V148H197ZM110 150V149H109ZM128 150V149H127ZM175 150V149H174ZM137 151V150H136ZM157 151V150H156ZM185 151V150H184ZM215 151V150H214ZM218 151V150H217ZM264 151V150H263ZM20 152V150H19ZM47 152V151H46ZM91 152V151H90ZM140 152V151H139ZM146 154L143 156L144 159H148V158H152V156L154 155V152H152L153 155H150V153L148 154L147 151H145ZM151 152V151H150ZM198 152V151H197ZM92 153V152H91ZM102 153V152H101ZM133 154V151L131 152ZM141 153V152H140ZM167 153V152H166ZM204 153V152H203ZM262 153V152H261ZM23 154V153H22ZM48 154V153H47ZM86 154V153H85ZM128 154V153H127ZM183 154V153H182ZM186 154V153H185ZM191 154V153H190ZM196 154V152H195ZM157 155V153H156ZM163 155V154H162ZM224 155V154H223ZM7 156V157H8ZM14 156V155H13ZM115 156V155H114ZM118 156V155H117ZM179 156V154H178ZM186 156V155H185ZM222 156V155H221ZM258 156V155H257ZM12 157V156H11ZM43 157V156H42ZM47 157V156H46ZM68 157V156H67ZM82 157V156H81ZM131 157V156H130ZM141 157V156H140ZM164 157V156H163ZM172 157V155H171ZM195 157V156H194ZM217 157V156H216ZM219 157V156H218ZM217 157V158H218ZM254 157V154H253ZM69 158V157H68ZM137 158V157H136ZM155 158V156L153 157V159ZM161 158V157H160ZM206 158V157H205ZM213 158V156H212ZM244 158V157H243ZM261 158V157H260ZM109 159V158H108ZM181 159V158H180ZM186 159V158H185ZM189 159V158H188ZM253 159V158H252ZM5 160V161H4ZM13 160V159H12ZM15 160V159H14ZM87 160V159H86ZM142 160V158H141ZM151 160V159H150ZM171 160V159H170ZM191 160V159H190ZM214 160V159H213ZM24 161V159H23ZM37 161V160H36ZM102 161V160H101ZM175 161V160H174ZM239 161V160H238ZM247 161V160H246ZM253 161V160H252ZM260 161V160H259ZM8 162V160L6 161ZM5 162V163H6ZM16 162V161H15ZM25 162V161H24ZM33 162V161H32ZM50 162V161H49ZM88 163V161H86ZM95 162V161H93ZM98 162V160L96 161ZM95 162V163H96ZM100 162V161H99ZM132 162V161H131ZM149 162V161H148ZM152 162V161H151ZM155 162V161H154ZM167 162V161H166ZM180 162V161H179ZM190 162V161H189ZM215 162V161H214ZM223 162V161H222ZM249 162V161H248ZM85 163V164H87ZM124 163V162H123ZM158 163V162H157ZM199 163V162H198ZM205 163V162H204ZM9 164V163H8ZM7 164V165H8ZM72 164V163H71ZM93 164V163H92ZM118 164V163H117ZM135 164V163H134ZM148 164V163H147ZM146 164V165H147ZM156 164V163H155ZM15 165H19V163L15 164ZM84 165V164H83ZM137 165V164H136ZM154 165V164H153ZM254 165V164H253ZM10 166V165H9ZM12 166V163H11ZM22 168H27L25 167V164H21ZM20 166V168H21ZM67 166V165H66ZM65 166V167H66ZM87 166V165H85ZM114 166V164H113ZM118 166V165H117ZM128 166V165H127ZM143 166V165H142ZM150 166V165H149ZM195 166V165H194ZM245 166V165H244ZM49 167V166H48ZM72 167V166H71ZM82 167V166H81ZM91 167V165H90ZM108 167V166H107ZM116 167V166H115ZM165 167V166H164ZM173 167V166H172ZM176 167V166H175ZM199 167V166H198ZM215 167V166H214ZM225 167V166H224ZM257 167V166H256ZM4 168V167H2ZM7 168V167H6ZM10 168V167H9ZM56 168V167H55ZM85 168H89V165ZM94 168V167H93ZM112 168V167H111ZM123 168V167H122ZM155 168V167H154ZM160 168V167H159ZM188 168V167H187ZM230 168V167H229ZM249 168V167H248ZM13 169V168H12ZM19 169V168H18ZM17 169V170H18ZM37 169V168H36ZM65 169V168H64ZM75 169V168H74ZM130 169V168H129ZM142 169V168H141ZM185 169V168H184ZM7 171V169H5ZM14 170V169H13ZM20 170V169H19ZM22 170V169H21ZM26 169H23V171H25ZM28 170V168H27ZM40 170V169H39ZM51 170V169H50ZM59 170V169H58ZM85 170V169H84ZM157 170V169H156ZM246 170V169H245ZM4 171V172H6ZM11 171V169H10ZM116 171V170H115ZM114 171V172H115ZM140 171V170H139ZM175 171V170H174ZM192 171V170H191ZM217 171V170H216ZM2 172V171H1ZM2 173L5 174V173ZM12 172V171H11ZM19 172V171H18ZM69 172V171H68ZM83 172V171H82ZM108 172V171H107ZM129 172V171H128ZM137 172V171H136ZM134 172V173H136ZM181 172V171H180ZM193 172V171H192ZM197 172V171H196ZM8 173V172H7ZM12 173H15V171H13ZM12 173L11 176H12ZM56 173V172H55ZM64 174V172H61ZM153 173V172H152ZM163 173V172H162ZM218 173V172H217ZM227 173V172H226ZM249 173V172H248ZM254 173V172H253ZM1 174V173H0ZM72 174V173H70ZM112 174V173H111ZM154 174V173H153ZM191 174V173H190ZM202 174V173H201ZM237 174V173H236ZM2 175H0V177H2ZM16 175V173H15ZM13 174V177L15 176ZM20 175V174H19ZM28 175V174H26ZM32 175V174H31ZM60 175V174H59ZM261 175V174H260ZM24 176V175H23ZM91 176V175H90ZM113 176V175H112ZM142 176V175H141ZM166 176H169L168 174ZM202 176V175H201ZM210 176V175H209ZM7 177V176H6ZM44 177V176H43ZM58 177V176H57ZM133 177V176H132ZM148 177V176H147ZM151 177V176H150ZM12 178V177H11ZM15 178V177H14ZM20 178V177H18ZM27 178V177H26ZM30 178V177H29ZM98 178V177H97ZM104 178V177H103ZM115 178V177H113ZM164 178V177H163ZM166 178V177H165ZM169 178V177H168ZM197 178V177H196ZM232 178V177H231ZM39 179V178H38ZM48 179V178H47ZM120 179V178H119ZM130 179V178H129ZM145 179V178H144ZM207 179V178H206ZM81 180V179H80ZM103 180V179H101ZM131 180V179H130ZM212 180V179H211ZM235 180V179H234ZM250 180V179H249ZM260 180V179H259ZM33 181V180H32ZM37 181V180H36ZM116 181V180H115ZM137 181V180H136ZM183 181V180H182ZM258 181V180H257ZM8 182V181H7ZM20 182V180H19ZM107 182V181H106ZM111 182V181H110ZM124 182V181H123ZM132 182V181H131ZM146 182V186L148 185L147 183H151V179ZM179 182V181H178ZM200 182V181H199ZM221 182V181H220ZM29 183V181H28ZM27 183V184H28ZM46 183V182H45ZM83 183V182H82ZM85 183V182H84ZM173 183V182H172ZM196 183V182H195ZM226 183V182H225ZM224 183V184H225ZM9 184V183H8ZM134 184V182H133ZM179 184V183H178ZM233 184V183H232ZM15 185V184H14ZM13 185V186H14ZM18 185V184H17ZM29 185V184H28ZM33 185V183H32ZM110 185V184H109ZM136 186H138L135 183ZM152 185V184H151ZM181 185V184H180ZM220 185V184H219ZM84 187L83 184H79L78 187ZM91 186V185H90ZM121 186V185H120ZM127 186V185H126ZM145 186V185H144ZM166 186V185H165ZM179 186V185H178ZM195 186V185H194ZM203 186V185H202ZM225 186V185H224ZM229 186V185H228ZM28 187V186H27ZM46 187V186H45ZM75 187V186H74ZM73 187V188H74ZM76 188L71 189L69 188V191H78V189L80 188ZM93 187V186H92ZM113 187V186H112ZM142 187V186H141ZM152 187V186H151ZM154 187V186H153ZM222 187V185H221ZM233 187V186H232ZM250 187V186H249ZM55 188V187H54ZM100 188V187H99ZM111 188V187H110ZM166 188V187H165ZM175 188V187H174ZM191 188V187H190ZM66 189V188H65ZM85 189V188H83ZM87 189V187H86ZM85 189V190H86ZM105 189V188H104ZM121 189V188H120ZM143 189V188H142ZM149 189V188H148ZM164 189V188H163ZM221 189V188H220ZM233 189V188H232ZM231 189V190H232ZM241 189V188H240ZM254 189V188H252ZM258 189V188H257ZM15 190V189H13ZM58 190V189H57ZM68 190V189H67ZM156 190V189H155ZM161 190V189H160ZM171 190V189H170ZM187 190V189H186ZM201 190V189H200ZM210 190V189H209ZM225 190V189H224ZM94 191V190H93ZM116 191V189H115ZM125 191V190H124ZM163 192V190H161ZM174 191V190H173ZM177 191V190H176ZM174 191V195H176L175 197H178L177 194H175ZM195 191V190H194ZM203 191V190H202ZM213 191V190H212ZM240 191V190H239ZM262 191V190H261ZM20 192V191H18ZM61 192V191H60ZM90 192V191H89ZM140 192V191H139ZM159 192V191H158ZM178 192V191H177ZM229 192V191H228ZM255 192V191H253ZM32 193V192H31ZM68 193V192H67ZM77 193V192H76ZM93 193V192H92ZM160 193V192H159ZM192 193V192H190ZM35 194V193H34ZM70 194V193H68ZM98 194V193H97ZM101 194V193H99ZM98 194V195H99ZM157 194V193H156ZM164 194V193H163ZM162 194V196H163ZM173 194V193H172ZM233 194V193H231ZM262 194V193H261ZM65 195V194H64ZM88 195V194H87ZM142 195V194H141ZM152 195V194H151ZM154 195V194H153ZM172 195V196H174ZM188 195V194H187ZM203 195V194H202ZM244 195V194H243ZM127 196V195H126ZM182 195H180L179 197H181ZM245 196V195H244ZM255 196V195H254ZM30 197V196H29ZM28 197V198H29ZM99 197V196H98ZM144 197V196H143ZM151 197V196H150ZM165 197V195L163 196ZM184 196H182L183 198ZM189 197V196H188ZM247 196H245L246 198ZM264 197V196H263ZM262 197V198H263ZM38 198V197H37ZM65 198V197H64ZM94 198V196H93ZM147 199V197H145ZM152 198V197H151ZM158 198V197H157ZM222 198V197H221ZM239 198V197H238ZM244 198V200H245ZM4 199V198H3ZM18 199V198H17ZM27 199V198H26ZM88 199V198H87ZM137 199V198H136ZM140 199V198H139ZM142 199V198H141ZM156 199V198H155ZM154 199V201H155ZM159 199V198H158ZM171 199V198H170ZM178 199V198H177ZM180 199V198H179ZM185 199V198H184ZM191 199V198H190ZM203 199V198H202ZM208 199V198H207ZM232 196H228L226 202L223 204V206H221L219 208V211H215V216L214 218L211 219L210 222H208V226H206V230L204 233H202L199 230H193L195 229L198 225L195 224L196 222L194 221V219L192 221H194V223H192V226L186 230L185 233H182L183 230L182 228L186 227L185 223L183 224V220L180 217H177L178 215H174L173 217H170L171 220L167 221V225H165V227L162 225L163 222L161 221L160 224H158L159 226L161 225V227L163 226V230H161L160 228H158L159 230H161L162 232H164L165 237H167V239L165 238L166 242H165V246H167V244L169 245H173L174 247L177 248L176 250V257L172 258L171 260L176 259L177 262H179L180 264H258L259 263V248L260 245L264 243V215H261L259 217H257L255 220L253 219L252 221H248V218H242L239 217L241 216V214L239 215L240 212L234 210L236 208V206H234L232 203L233 200ZM243 199V198H241ZM254 199V198H253ZM20 200V199H19ZM25 200V199H24ZM92 200V199H91ZM121 200V199H120ZM149 200V199H148ZM153 200V199H151ZM166 200V199H165ZM183 200V199H182ZM243 201V204L245 203V201ZM247 200V199H246ZM142 201V200H141ZM161 201V200H160ZM163 201V199H162ZM161 201V202H162ZM177 201V200H176ZM181 201V200H180ZM185 201V200H184ZM199 201V200H198ZM203 201V200H202ZM241 201V202H242ZM264 201V200H263ZM55 202V201H54ZM122 202V201H121ZM164 202V201H163ZM175 202V201H173ZM178 202V201H177ZM187 202V201H186ZM211 202V201H210ZM256 202V201H255ZM1 203V202H0ZM103 203V202H102ZM137 203V201H136ZM146 203V202H145ZM167 203V202H166ZM169 203V202H168ZM171 203V202H170ZM209 203V202H208ZM219 203V202H218ZM250 203V202H249ZM57 204V203H56ZM111 204V203H110ZM125 204V203H124ZM165 204V203H164ZM181 204V202H180ZM192 204V203H190ZM7 205V204H6ZM37 205V204H36ZM55 205V204H54ZM82 205V203H81ZM137 205V204H136ZM143 205V204H142ZM241 204L237 205V207H239ZM247 205V204H246ZM249 205V204H248ZM251 205V204H250ZM128 206V203H127ZM134 206V205H133ZM131 206V207H133ZM138 206V205H137ZM190 206V205H189ZM253 206V205H252ZM2 207V206H0ZM107 207V206H106ZM130 207V208H131ZM135 207V206H134ZM149 207V206H148ZM154 207V206H153ZM241 207V206H240ZM256 207V206H255ZM29 208V207H28ZM43 208V207H42ZM122 208V207H121ZM126 208V205H125ZM129 208V206H128ZM144 208V207H143ZM151 208V207H149ZM163 208V207H162ZM199 208V207H198ZM227 208H229V212L227 213V215H223L224 212L222 213L223 210H226ZM254 208V207H253ZM32 209V208H31ZM83 209V208H82ZM139 209V208H138ZM137 209V210H138ZM141 209V208H140ZM154 209V208H153ZM161 209V208H160ZM168 209V208H167ZM204 209V208H203ZM236 209H240V208H236ZM244 209V208H243ZM256 209V208H255ZM2 210V209H1ZM20 210V209H19ZM28 210V209H27ZM68 210V209H67ZM127 210V208L125 209ZM124 210V211H125ZM146 210V209H145ZM241 210V209H240ZM6 211V210H5ZM72 211V210H71ZM81 211V210H80ZM121 211V210H120ZM123 211V210H122ZM163 211V210H162ZM167 211V210H166ZM181 211V210H180ZM249 211V210H248ZM263 211V210H262ZM58 212V211H57ZM67 212V211H66ZM65 212V213H66ZM97 212V211H96ZM111 212V211H110ZM114 212V211H113ZM130 212V211H129ZM128 212V213H129ZM132 212V211H131ZM160 212V211H159ZM170 212V210H169ZM176 212V211H175ZM257 212V211H256ZM1 213V212H0ZM57 214V216L55 215V218L49 220V222H51L52 224L54 223L55 225H57V227L61 226L62 230L58 233H56V237L59 238L62 236H65V232L68 233H76L79 234L80 233V238H78V242L76 243V248H79L78 251L80 252H76V257H73L74 259H78L79 260V264L80 263H85V264H99L98 262L100 261V257L102 258V254L104 252H106V254H112L114 256V254H117L116 252L121 251L120 249H124L125 253H127V257L129 258L130 262L129 264H150L152 262H156L159 260V257L157 259L153 258L155 255L154 253H150L147 251H143V249H145L144 245L147 243L150 239H154L155 241L157 240L155 237L156 233H153L154 227H153V221L151 220L153 216H149L145 213V215H147V218L143 217L142 214V218L139 216L136 218H132L129 217V214L127 215L126 213H124L120 216H114L113 214H108L105 216H96L93 217L94 219H80L78 216H73V214ZM109 213V212H108ZM140 212H138L137 214H139ZM144 213V212H143ZM148 213V212H147ZM259 213V212H258ZM25 214V212H24ZM92 214V213H91ZM118 214V213H117ZM120 214V213H119ZM118 214V215H119ZM126 214V215H125ZM131 214V213H130ZM136 214V215H137ZM149 214V213H148ZM158 214V213H157ZM165 214V212H164ZM226 214V213H225ZM256 214V213H254ZM26 215V214H25ZM46 215V214H45ZM44 215V216H45ZM76 215V214H75ZM132 215V214H131ZM135 215V216H136ZM167 215V214H166ZM182 215V214H181ZM243 215V214H242ZM246 215V214H244ZM253 215V214H252ZM36 216V215H35ZM42 216V214H41ZM38 215V217L40 218H34L31 217L29 219L28 222H30V224H32V230L36 233L39 228L41 226H43L44 223L46 222V218L49 217H41ZM95 216V215H94ZM141 216V215H140ZM176 216V217H175ZM25 217V216H24ZM23 217V218H24ZM81 217V216H80ZM164 217V216H162ZM195 219L198 218V216H196V214L194 215ZM202 217V216H201ZM213 217V216H212ZM240 218L239 219V223L243 221V229L238 228L237 230H235L233 233H230L228 236L225 237L224 242L218 238L219 236L222 237L223 236V225L224 222H226L227 224H229L230 222H232L233 220H235L236 218ZM254 217V216H253ZM262 217V218H261ZM4 218V217H3ZM11 218V217H10ZM27 218V217H26ZM144 218V219H143ZM151 218V219H150ZM180 218V219H178ZM193 218V215H192ZM208 218V216H207ZM14 219V218H13ZM187 219V218H186ZM199 219V218H198ZM209 219V218H208ZM207 220V219H206ZM205 220V221H206ZM9 221V220H8ZM7 221V222H8ZM14 221V220H13ZM12 221V222H13ZM155 221V220H154ZM159 221V220H158ZM165 221V220H164ZM4 222V221H3ZM6 222V221H5ZM10 222V221H9ZM27 222V223H28ZM204 222V220L202 221ZM235 222V221H234ZM237 222V223H238ZM1 223V222H0ZM24 223V222H23ZM23 223L18 224L17 221L15 223V225L13 226V229L11 228V230L13 231H22L23 229ZM26 223V224H27ZM59 223V224H58ZM158 223V222H157ZM156 223V224H157ZM233 223V222H232ZM29 224V223H28ZM53 224V225H54ZM231 224V223H230ZM4 225V224H3ZM11 225V223H10ZM22 225V226H21ZM48 225V224H47ZM54 225V226H55ZM191 225V224H190ZM189 225V226H190ZM201 225V224H200ZM204 225V224H203ZM235 225V224H234ZM233 225V226H234ZM237 225V224H236ZM5 226V225H4ZM26 226V225H25ZM229 226V225H228ZM3 227V226H2ZM9 227V226H8ZM12 227V226H11ZM188 227V226H187ZM231 227V226H230ZM237 227V226H236ZM6 228V227H5ZM4 227L0 228V234L1 235H5L7 234L6 230ZM43 228V227H42ZM156 228V227H155ZM205 228V227H204ZM31 229V228H30ZM199 229V228H197ZM10 230V232H11ZM53 230V229H52ZM182 230V232H181ZM193 230V231H192ZM229 231V229H227ZM156 231V229L154 230ZM203 231V230H202ZM23 232V231H22ZM56 232V231H55ZM189 232V233H188ZM5 233V234H4ZM15 233V232H14ZM41 233V232H40ZM44 233V231H43ZM161 233V232H160ZM11 234V233H10ZM24 234V233H23ZM22 234V236H23ZM31 234V233H30ZM38 234V232L36 233ZM159 234V233H158ZM157 234V235H158ZM14 235V234H13ZM28 235V233H27ZM92 236L93 238L89 237ZM160 235V234H159ZM226 235V234H225ZM16 236V235H15ZM20 236V235H19ZM21 236V237H22ZM32 236V235H31ZM40 236V235H39ZM50 236V235H49ZM55 236V235H53ZM162 236V235H161ZM26 237V235H25ZM41 237V236H40ZM224 237V236H223ZM2 238V237H1ZM17 238V237H16ZM3 239V238H2ZM20 239V238H19ZM19 239H17V241L19 242ZM30 239V238H29ZM34 239V238H33ZM95 239V240H92ZM159 239V238H158ZM223 239V238H222ZM8 240V239H6ZM22 240V239H20ZM36 240V239H35ZM64 240V239H63ZM153 240V241H154ZM13 241V240H12ZM44 241V240H43ZM49 241V240H48ZM47 241V242H48ZM10 242V241H9ZM52 242V241H51ZM56 242V241H55ZM159 242V241H156ZM163 242V243H164ZM12 243H17L16 240L15 242ZM22 243V242H21ZM20 243V244H21ZM18 244V246L20 245ZM48 244V243H47ZM51 244V243H50ZM63 244V243H62ZM67 244V243H66ZM181 244H184L183 247H186V249H190V253L189 255H180L182 249H181ZM12 245V244H11ZM15 245V244H13ZM23 245V244H22ZM55 245V244H54ZM86 245L88 246L87 250H83V246ZM151 245V244H150ZM155 245V244H154ZM164 245V244H163ZM10 245H8L9 247ZM21 246V245H20ZM46 246V245H44ZM60 246V245H59ZM172 246V247H173ZM43 247V246H42ZM56 247V246H55ZM143 247L142 251L140 250V248ZM149 249L150 247L147 246ZM169 247V246H168ZM171 247V246H170ZM13 248V247H12ZM83 248V249H82ZM166 248V247H165ZM202 248H206V250L202 249ZM147 249V248H146ZM152 249V248H151ZM157 249V248H156ZM163 249V248H161ZM1 250V249H0ZM27 250V247H26ZM154 249H152L151 251H153ZM61 251V250H60ZM70 251V250H69ZM171 251V249H170ZM173 251V250H172ZM171 251V253H172ZM67 252V251H66ZM166 252V251H164ZM188 252V251H187ZM192 252V253H191ZM6 253V252H5ZM124 253V255H125ZM170 253V252H169ZM170 253V254H171ZM175 253V252H173ZM185 253V252H184ZM72 254V253H71ZM155 254H157L155 252ZM168 254V255H170ZM102 255V256H101ZM105 255V254H104ZM154 255V256H153ZM174 255V254H173ZM74 256V255H73ZM108 256V255H107ZM111 256V255H109ZM108 256V257H109ZM112 256V257H113ZM188 256V257H187ZM202 256V257H201ZM104 257V256H103ZM106 257V256H105ZM31 258V257H30ZM72 258V256H71ZM198 258V259H196ZM73 259V261H74ZM75 259V260H76ZM161 259V257H160ZM15 260V259H14ZM26 260V259H25ZM32 260V259H31ZM46 260V259H45ZM50 260V259H49ZM64 260V259H63ZM128 260V259H127ZM163 260V259H162ZM72 261V260H71ZM160 261V260H159ZM164 261V260H163ZM169 261V260H168ZM13 262V261H12ZM76 262V261H75ZM161 262V261H160ZM174 262V261H173ZM82 263V264H83ZM106 263V262H105ZM171 263V262H168ZM17 264V263H16ZM19 264V263H18ZM26 264V263H25ZM162 264V263H161ZM172 264V263H171Z\"/></svg>","mask_w":264,"mask_h":264}]
</instances>
